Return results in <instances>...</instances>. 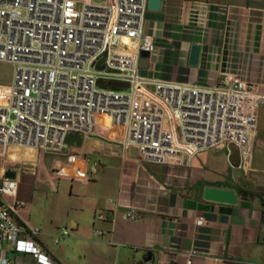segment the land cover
<instances>
[{
  "label": "crops",
  "instance_id": "crops-1",
  "mask_svg": "<svg viewBox=\"0 0 264 264\" xmlns=\"http://www.w3.org/2000/svg\"><path fill=\"white\" fill-rule=\"evenodd\" d=\"M144 24L156 45L148 66H141L149 90L161 81L219 85L235 72L264 93V0H162L159 9L148 1ZM194 44L201 47L196 66L190 64ZM98 123L92 136L67 138V146L83 152L87 179L58 173L66 155L51 154L45 162L36 148L11 146L12 160L6 158V173L19 183L17 195L4 198L21 221L41 230L37 240L59 264H264V165L255 166L260 126L244 170L235 145L201 151L188 166L144 161L123 144L124 128L106 117ZM62 180L70 183L65 196ZM219 185L237 191L239 202L205 199V187ZM37 190L59 194L53 204L61 205L62 216L35 206ZM101 212L107 217L100 219ZM60 223L70 235L54 243ZM0 256L39 264L7 242Z\"/></svg>",
  "mask_w": 264,
  "mask_h": 264
},
{
  "label": "built area",
  "instance_id": "built-area-1",
  "mask_svg": "<svg viewBox=\"0 0 264 264\" xmlns=\"http://www.w3.org/2000/svg\"><path fill=\"white\" fill-rule=\"evenodd\" d=\"M148 1L0 0V61L15 68L12 83L0 84V245L59 264L37 240L41 230L5 200L19 183L6 158L11 146L66 155L58 173L87 179L83 152L66 143L94 135L99 117L124 128L123 144L144 161L188 166L201 151L235 145L250 170L264 93L235 72L219 85L161 81L149 90L140 63L156 47L145 32ZM69 235L61 228L52 241Z\"/></svg>",
  "mask_w": 264,
  "mask_h": 264
},
{
  "label": "rangeland",
  "instance_id": "rangeland-1",
  "mask_svg": "<svg viewBox=\"0 0 264 264\" xmlns=\"http://www.w3.org/2000/svg\"><path fill=\"white\" fill-rule=\"evenodd\" d=\"M96 3H100V2H104L106 0H93ZM78 2V7L81 8L83 5V0H77ZM14 65L11 63H7V62H3L0 61V84H11L13 81V77H14ZM259 131H260V138L257 146H256V161H255V166L260 167L262 164V160H264V141H263V137H264V105L261 107V111H260V119H259ZM258 138V137H257ZM41 159L45 162H49L50 160L53 159L54 156H52L51 154H42L40 155ZM40 164V162H39ZM241 176V175H240ZM42 182H44V178L42 176ZM59 183H61L60 186V195H64L65 193L62 192H67L70 189V183L68 181L62 180L59 181ZM58 183V184H59ZM53 190H37L35 193V197H36V205L35 206H40V208H45V207H50L51 209H53L56 212H59L60 214L62 213V209H61V205L58 204L59 207H57V205L53 204V199H55L59 194H55L52 192ZM47 198H50L51 200H49V203L47 204ZM57 207V208H56ZM62 216V214H61ZM59 227H64L65 223H60L59 225H57ZM58 232V231H57Z\"/></svg>",
  "mask_w": 264,
  "mask_h": 264
},
{
  "label": "water",
  "instance_id": "water-1",
  "mask_svg": "<svg viewBox=\"0 0 264 264\" xmlns=\"http://www.w3.org/2000/svg\"><path fill=\"white\" fill-rule=\"evenodd\" d=\"M162 5V0H149V7L154 9H159ZM200 53H201V47L199 44H194L191 49V56H190V64L191 65H198L200 60ZM106 55V53H105ZM151 55V52L149 51H142V58H141V66L147 67L149 64V57ZM67 144V143H66ZM234 155H236L235 149H233ZM8 177H14L15 173H10L9 171L6 173ZM244 195H247L246 192H244ZM204 197L207 200L210 201H216V202H223V203H229V204H237L239 202V194L237 191L231 188H226L221 185L219 186H207L204 189ZM178 264V263H173Z\"/></svg>",
  "mask_w": 264,
  "mask_h": 264
},
{
  "label": "trees",
  "instance_id": "trees-1",
  "mask_svg": "<svg viewBox=\"0 0 264 264\" xmlns=\"http://www.w3.org/2000/svg\"><path fill=\"white\" fill-rule=\"evenodd\" d=\"M19 221H21V220L19 219Z\"/></svg>",
  "mask_w": 264,
  "mask_h": 264
}]
</instances>
